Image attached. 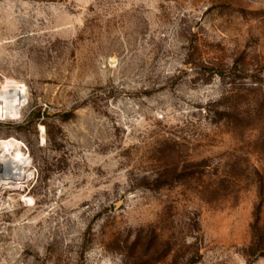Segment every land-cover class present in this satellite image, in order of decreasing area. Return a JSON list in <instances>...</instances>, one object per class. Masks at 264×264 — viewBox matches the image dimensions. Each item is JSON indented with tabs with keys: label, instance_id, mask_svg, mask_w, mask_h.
Listing matches in <instances>:
<instances>
[{
	"label": "rangeland",
	"instance_id": "rangeland-1",
	"mask_svg": "<svg viewBox=\"0 0 264 264\" xmlns=\"http://www.w3.org/2000/svg\"><path fill=\"white\" fill-rule=\"evenodd\" d=\"M0 264H264V0H0Z\"/></svg>",
	"mask_w": 264,
	"mask_h": 264
},
{
	"label": "bare ground",
	"instance_id": "bare-ground-1",
	"mask_svg": "<svg viewBox=\"0 0 264 264\" xmlns=\"http://www.w3.org/2000/svg\"><path fill=\"white\" fill-rule=\"evenodd\" d=\"M25 92L15 82L0 84V116H11L23 103ZM23 158L4 151L0 155V198L7 190H20L28 181Z\"/></svg>",
	"mask_w": 264,
	"mask_h": 264
}]
</instances>
